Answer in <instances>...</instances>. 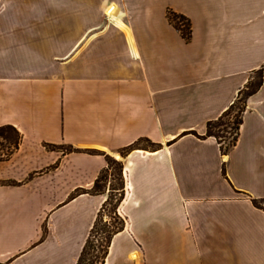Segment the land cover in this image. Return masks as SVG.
Returning <instances> with one entry per match:
<instances>
[{
    "label": "crops",
    "instance_id": "0c3cea01",
    "mask_svg": "<svg viewBox=\"0 0 264 264\" xmlns=\"http://www.w3.org/2000/svg\"><path fill=\"white\" fill-rule=\"evenodd\" d=\"M259 69L223 153L207 122ZM6 124L22 137L0 160V264H76L106 155L139 140L104 264H264V0H0Z\"/></svg>",
    "mask_w": 264,
    "mask_h": 264
},
{
    "label": "trees",
    "instance_id": "16d2710c",
    "mask_svg": "<svg viewBox=\"0 0 264 264\" xmlns=\"http://www.w3.org/2000/svg\"><path fill=\"white\" fill-rule=\"evenodd\" d=\"M168 17L174 26L179 29L182 36L186 40H189L192 32L190 20L186 16L171 10L168 11ZM256 74H258L257 80H249L245 87L240 90L235 101L217 119L207 122V132L205 136H214L219 142L220 149L223 153H228L230 148L235 145L238 139L239 128L243 121V112L246 108L247 98L255 93L262 84V69H259ZM224 131L231 136L226 146L223 144L224 135H221V132ZM21 137V133L14 126L10 124L0 126V160L8 159L15 152L19 147ZM140 141L141 140L123 148L121 150L122 156H125L131 150L137 148ZM47 147H51V145L48 144ZM74 150L76 149L71 146L63 148L64 152ZM106 160L107 166L101 170L89 192L93 194L106 193V182L108 181L110 184L109 194L98 211L96 220L89 232L76 264H104L113 236L122 230L125 224L124 219L118 212L119 203L124 196L123 161L110 155H106ZM110 176L116 177L118 186L112 187L111 181L108 179ZM115 190L119 196L110 209L112 213L111 217L114 219V222L111 223L104 220L105 213L103 212H105L106 206L109 203L111 191ZM254 203L258 205L257 200H254ZM96 234L100 236L103 235V237L94 240Z\"/></svg>",
    "mask_w": 264,
    "mask_h": 264
},
{
    "label": "rangeland",
    "instance_id": "374dc122",
    "mask_svg": "<svg viewBox=\"0 0 264 264\" xmlns=\"http://www.w3.org/2000/svg\"><path fill=\"white\" fill-rule=\"evenodd\" d=\"M258 79V74H255V78H254V80H257ZM221 135H224V137H223V144L226 146V144L229 142V140H230V134L229 133H227V132H221ZM121 154L119 153V155H117L118 157H115L116 159H119V156H120ZM109 181H111V185H112V187H116V186H118V180L116 179V177H114V176H110L109 178ZM106 193H107V196H108V194H109V190H110V184H109V182L107 181L106 182ZM111 195H110V200H109V203H108V205L106 206V209H105V212H103V213H105V215H104V220L105 221H109V222H114V219L111 217V215H112V213L110 212V209L113 207V204L115 203V201H116V198H118V193H117V191L115 190V191H111V193H110ZM103 237V235H99V234H96V238H94V240H96V239H100V238H102Z\"/></svg>",
    "mask_w": 264,
    "mask_h": 264
},
{
    "label": "bare ground",
    "instance_id": "6f19581e",
    "mask_svg": "<svg viewBox=\"0 0 264 264\" xmlns=\"http://www.w3.org/2000/svg\"><path fill=\"white\" fill-rule=\"evenodd\" d=\"M131 257L132 258H137V253L136 252H132Z\"/></svg>",
    "mask_w": 264,
    "mask_h": 264
}]
</instances>
